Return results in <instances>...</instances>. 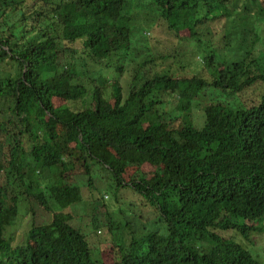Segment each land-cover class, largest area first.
<instances>
[{"label":"trees","instance_id":"16d2710c","mask_svg":"<svg viewBox=\"0 0 264 264\" xmlns=\"http://www.w3.org/2000/svg\"><path fill=\"white\" fill-rule=\"evenodd\" d=\"M133 1L0 0V264H103L92 259L86 233L60 215L82 200L75 179L90 185L99 170L111 176L115 197L132 191L166 228L140 238L131 232L127 245L111 247L109 264H259L221 232L247 238L264 220V44L257 48L256 38L250 45L257 49L232 63L210 51L203 77L159 73L144 61L123 93L101 67L87 68L108 69L113 56L127 63ZM210 2L144 3L179 38L196 37L207 22L221 21L224 34L228 12L209 16ZM121 66L114 64V74ZM257 84L256 100L236 108L216 100L193 123L191 103L200 94L240 95ZM165 96L177 101V115L163 107ZM146 165L154 170L142 171ZM33 205L51 214L48 223L33 221ZM18 206L30 224L12 246L5 231Z\"/></svg>","mask_w":264,"mask_h":264},{"label":"rangeland","instance_id":"374dc122","mask_svg":"<svg viewBox=\"0 0 264 264\" xmlns=\"http://www.w3.org/2000/svg\"><path fill=\"white\" fill-rule=\"evenodd\" d=\"M260 1L264 0H228L225 4L211 0L210 4L213 9L207 10L209 16L219 15L225 10L228 12L227 17L222 18L226 22L224 34L221 33V21L217 26L213 22H207L197 28L196 37L181 34L179 38H175L156 19V13L147 3H144L145 0H135L128 9L133 16L134 32L131 56L128 57L127 63L121 64L118 58L113 56L106 61L110 66L108 69L102 65L88 64L87 70L95 73L101 67L102 76L109 82L118 80L123 93L127 90L128 77L133 73L134 67L150 59L153 60L152 67L159 73L169 70L179 78L203 77L202 60L210 51L214 52L216 61L232 63L243 57L247 51L251 50L253 53V49L262 50L264 16H259L256 12L262 6ZM223 5H225L224 9ZM223 36H225V40L222 39ZM256 38H260L261 42L257 48L250 45L255 41H257L256 44L258 43ZM114 64L122 65L123 73L121 75L114 74ZM149 68L150 66L143 67L144 70ZM5 71L14 73V67L12 69L7 67ZM262 88L263 85L257 84L240 95L227 93L224 96L215 91L200 94L191 103L193 123L196 125L202 123V108L205 105L220 100L230 108L240 107L256 100ZM162 101L164 102L163 107L169 113L174 115L179 113L178 103L173 98L165 96ZM141 169L146 173H151L154 170L149 165L143 166ZM94 172L90 185L87 183L86 177L75 179L74 184L81 187L82 200L63 209L60 213L61 217L69 221L73 227L86 233L91 248V257L94 261L103 264L111 263V247L127 245L131 238V232L136 238H140L150 231L166 233L165 226L156 215L150 212L147 203L141 202L139 196L128 189H121L115 197V192L111 187L113 185L111 176L100 170ZM130 173H133V170H130ZM0 183H4L3 175ZM18 208L20 212L14 225L5 231V237L12 246L21 243L30 224L27 222L29 220L26 217L27 209L21 206ZM33 209L35 223L41 224L50 221L51 214L36 205H33ZM254 225L259 230L249 233L247 238H244L236 230L221 232V236L243 246L252 253L259 264H264V220L254 222Z\"/></svg>","mask_w":264,"mask_h":264}]
</instances>
